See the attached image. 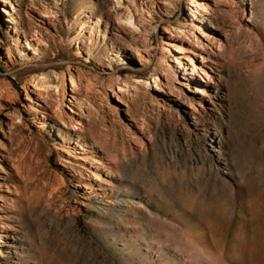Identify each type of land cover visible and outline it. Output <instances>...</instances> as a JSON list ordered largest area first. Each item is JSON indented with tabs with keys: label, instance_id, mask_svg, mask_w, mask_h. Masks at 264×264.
<instances>
[{
	"label": "rangeland",
	"instance_id": "1",
	"mask_svg": "<svg viewBox=\"0 0 264 264\" xmlns=\"http://www.w3.org/2000/svg\"><path fill=\"white\" fill-rule=\"evenodd\" d=\"M0 264H264V0H0Z\"/></svg>",
	"mask_w": 264,
	"mask_h": 264
}]
</instances>
